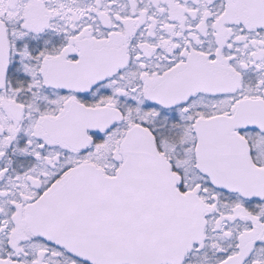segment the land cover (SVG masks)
Here are the masks:
<instances>
[{"label":"flooded vegetation","instance_id":"af4514ba","mask_svg":"<svg viewBox=\"0 0 264 264\" xmlns=\"http://www.w3.org/2000/svg\"><path fill=\"white\" fill-rule=\"evenodd\" d=\"M146 152L204 209L183 264H264V0H0V260L98 264L51 212Z\"/></svg>","mask_w":264,"mask_h":264},{"label":"water","instance_id":"95a60500","mask_svg":"<svg viewBox=\"0 0 264 264\" xmlns=\"http://www.w3.org/2000/svg\"><path fill=\"white\" fill-rule=\"evenodd\" d=\"M128 164L110 181L72 179L88 190L72 193L70 204L51 212V233L63 247L98 264H183L204 237L201 200L174 188L154 152L142 154L138 165ZM254 180L259 182L250 197L264 192L263 178ZM107 186L122 190L114 193Z\"/></svg>","mask_w":264,"mask_h":264},{"label":"rangeland","instance_id":"374dc122","mask_svg":"<svg viewBox=\"0 0 264 264\" xmlns=\"http://www.w3.org/2000/svg\"><path fill=\"white\" fill-rule=\"evenodd\" d=\"M93 1L96 2V0H93ZM236 8H239V5H236L235 9H236Z\"/></svg>","mask_w":264,"mask_h":264}]
</instances>
